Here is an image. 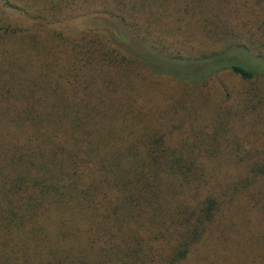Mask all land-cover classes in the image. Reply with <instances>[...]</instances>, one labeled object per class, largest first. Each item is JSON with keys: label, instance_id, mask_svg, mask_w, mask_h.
Returning a JSON list of instances; mask_svg holds the SVG:
<instances>
[{"label": "trees", "instance_id": "obj_1", "mask_svg": "<svg viewBox=\"0 0 264 264\" xmlns=\"http://www.w3.org/2000/svg\"><path fill=\"white\" fill-rule=\"evenodd\" d=\"M225 70L264 76V0H0V264H264V98L204 113Z\"/></svg>", "mask_w": 264, "mask_h": 264}, {"label": "rangeland", "instance_id": "obj_2", "mask_svg": "<svg viewBox=\"0 0 264 264\" xmlns=\"http://www.w3.org/2000/svg\"><path fill=\"white\" fill-rule=\"evenodd\" d=\"M100 20H103L100 23L101 25L109 26L112 24L114 28L117 26V22L114 20H109L104 17L101 18L91 16L72 21L71 25L74 28H98L100 26H98L97 22ZM102 28L104 27L102 26ZM156 80L161 82L163 85L162 88L167 92L170 91V89H168V84L175 83V80L170 78L161 79L157 77ZM169 86L172 87L173 84ZM197 91L204 99L201 107L204 113L216 108L220 110L221 113H227L234 116L245 115V119H252V102L256 101L260 97L264 98V76L259 75L253 79L245 80L230 70H225L203 82ZM245 104L248 105V109L246 106L244 107ZM247 127H250V125ZM253 130L254 131H247L250 134V137L247 141L245 140L247 144L243 147L246 149H250L252 144H258L262 139H264V124L262 121L255 124V128ZM256 135L258 136V139L254 141L253 139Z\"/></svg>", "mask_w": 264, "mask_h": 264}]
</instances>
